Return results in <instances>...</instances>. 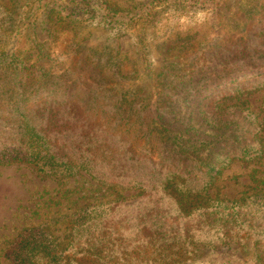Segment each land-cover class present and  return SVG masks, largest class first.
Wrapping results in <instances>:
<instances>
[{"label":"trees","instance_id":"trees-1","mask_svg":"<svg viewBox=\"0 0 264 264\" xmlns=\"http://www.w3.org/2000/svg\"><path fill=\"white\" fill-rule=\"evenodd\" d=\"M90 1L93 15L123 11L116 0ZM16 6L0 0V33L13 31ZM126 11L142 18L137 5ZM63 20L51 10L45 21ZM233 48L241 56L232 55V72L247 63L264 76V6L246 28L209 43L208 60L200 52L189 63L171 62L173 72L162 73L174 86L148 105L107 84L63 91L47 80L52 88H40L42 80L23 73L26 61L0 48V164L21 162L44 177H84L87 188H105L98 196L83 191L75 200L83 205L58 225L27 227L4 253L6 264H194L215 241L235 245L244 264H264V170L238 197L212 191L231 162L264 160V117L249 108L247 74L233 84L219 73L229 64L221 55ZM220 88H230L236 102L215 97Z\"/></svg>","mask_w":264,"mask_h":264},{"label":"rangeland","instance_id":"rangeland-1","mask_svg":"<svg viewBox=\"0 0 264 264\" xmlns=\"http://www.w3.org/2000/svg\"><path fill=\"white\" fill-rule=\"evenodd\" d=\"M15 1L13 17L17 21L12 32L0 33L3 34L0 48L7 53L17 52L26 61L23 73L42 80L40 88H52L47 80L58 81L54 88L63 91L66 88L98 89L107 84L128 101L144 105L152 104L160 92L174 86L172 80L165 78L169 73H162V70L173 72L169 67L171 62L189 63L188 60L200 52L197 58L208 60L209 43L221 41L239 27L246 28L260 6H264V0H116L123 11L102 17L86 9V2L90 0ZM2 2L7 4V0ZM133 5L139 6L142 18H131L132 13L126 11ZM51 10L64 16L61 24L46 23ZM52 21H57V17L53 16ZM190 47L197 48L198 53ZM235 54L240 57L241 50L233 48L221 55L229 64L219 73L222 78L235 81L233 84L244 81L240 76L234 79L246 73L249 108L259 114V118L264 117V76L257 72L252 75L254 68L247 63L242 71L232 72V55ZM40 67L48 74L47 78L42 77ZM220 89L215 97H222L226 105L236 102L229 98L232 96L230 88ZM123 129L120 126L117 135ZM128 138L131 144H144L143 140L138 143L134 134H129ZM0 139H4L2 135ZM262 170L264 160L231 162L222 169L212 191L228 198L238 197L247 185H253L258 177L256 171ZM87 186L84 177L55 179L40 175L25 163L0 164V264H6L4 253L9 252L11 242L27 227L43 221L58 225L62 215L83 205L84 199L75 201L83 191H95L92 195L98 196L105 190L99 186L100 191H96L97 186ZM207 239L214 238L208 236ZM220 261L244 264L235 245L216 241L211 253L194 264Z\"/></svg>","mask_w":264,"mask_h":264}]
</instances>
